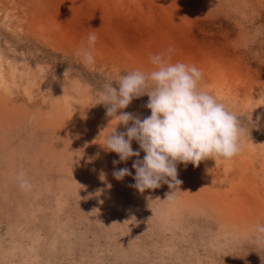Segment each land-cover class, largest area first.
<instances>
[{"label":"rangeland","instance_id":"374dc122","mask_svg":"<svg viewBox=\"0 0 264 264\" xmlns=\"http://www.w3.org/2000/svg\"><path fill=\"white\" fill-rule=\"evenodd\" d=\"M160 53L201 70L200 87L247 131L235 157L178 163L179 186L140 192L137 157L114 164L104 148L126 126L96 100ZM148 101L117 115L150 116ZM122 168L132 175L118 180ZM258 224L264 0H0V264H264Z\"/></svg>","mask_w":264,"mask_h":264},{"label":"clouds","instance_id":"9594fccd","mask_svg":"<svg viewBox=\"0 0 264 264\" xmlns=\"http://www.w3.org/2000/svg\"><path fill=\"white\" fill-rule=\"evenodd\" d=\"M96 40L95 33L88 36L91 48ZM171 51L170 48L168 52ZM77 55L82 56L85 65L95 62L91 50L82 48ZM150 61L155 66L153 70L147 73L135 70L120 76L115 82L118 90L113 82L106 83L96 100V105L106 106L108 117L126 126L124 132L109 133L104 148L119 155V161L114 164L137 157L132 165L136 181L133 187L140 192L160 187L161 181L168 183L170 188L179 186L182 181L178 179V163L198 167L208 158L235 157L242 151V138L247 131L223 102L200 87L202 71L196 66L172 63L171 56L165 53L150 56ZM145 94L149 96L146 107L151 110L150 116L141 119L122 111L117 115L134 98ZM133 140L145 153L143 159H139L140 151L133 150ZM113 175L122 180L132 173L122 168L115 170ZM17 179L22 190L31 189V181L24 172H20ZM256 232L264 234V224H258Z\"/></svg>","mask_w":264,"mask_h":264}]
</instances>
